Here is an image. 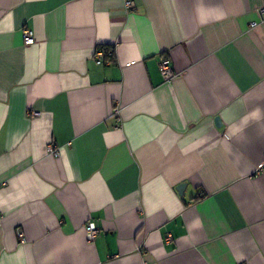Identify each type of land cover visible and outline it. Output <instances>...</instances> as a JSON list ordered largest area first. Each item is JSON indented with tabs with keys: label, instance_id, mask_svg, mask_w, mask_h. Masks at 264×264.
Segmentation results:
<instances>
[{
	"label": "crops",
	"instance_id": "crops-1",
	"mask_svg": "<svg viewBox=\"0 0 264 264\" xmlns=\"http://www.w3.org/2000/svg\"><path fill=\"white\" fill-rule=\"evenodd\" d=\"M134 1L0 0V264H264L262 0Z\"/></svg>",
	"mask_w": 264,
	"mask_h": 264
},
{
	"label": "built area",
	"instance_id": "built-area-1",
	"mask_svg": "<svg viewBox=\"0 0 264 264\" xmlns=\"http://www.w3.org/2000/svg\"><path fill=\"white\" fill-rule=\"evenodd\" d=\"M124 6L125 8L130 11L133 12L137 9V5L136 2L134 0H124ZM259 13L261 16V19L264 20V0H262V5L259 9ZM252 26H255V23L252 24ZM33 31L31 30H26L24 32V37L26 38L27 41H30L33 39ZM113 53L112 52H106L103 50H99L96 55L94 56L95 61L99 64H106V65H110V60L107 59V57H112ZM160 72L162 75V78L164 80V82H171L175 77H176V73L173 69V64L172 61L167 58L164 57L162 58L161 62H160ZM119 108L116 107L115 108V115H119ZM33 116H37L38 112L33 111L32 112ZM118 120L120 121V117L118 118ZM59 150L58 148H54V147H50V151L53 152L55 155L59 154ZM264 171V164L262 166H260V168H258V172H262ZM85 230H86V234H87V239L90 242H94L99 234V229L96 226L94 221H89L86 226H85ZM18 235L21 239H24V233L22 231V229H19L18 231ZM239 264H247L246 262H241Z\"/></svg>",
	"mask_w": 264,
	"mask_h": 264
},
{
	"label": "water",
	"instance_id": "water-1",
	"mask_svg": "<svg viewBox=\"0 0 264 264\" xmlns=\"http://www.w3.org/2000/svg\"><path fill=\"white\" fill-rule=\"evenodd\" d=\"M217 122H219V119H217ZM183 186H184V185H181V186L178 188V190L180 191L181 188H183Z\"/></svg>",
	"mask_w": 264,
	"mask_h": 264
}]
</instances>
